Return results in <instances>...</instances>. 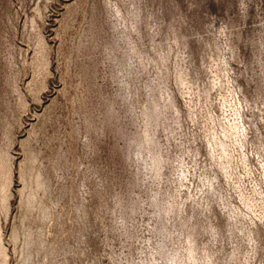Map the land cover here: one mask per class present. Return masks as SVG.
<instances>
[{
	"label": "rangeland",
	"instance_id": "rangeland-1",
	"mask_svg": "<svg viewBox=\"0 0 264 264\" xmlns=\"http://www.w3.org/2000/svg\"><path fill=\"white\" fill-rule=\"evenodd\" d=\"M0 264H264V0H0Z\"/></svg>",
	"mask_w": 264,
	"mask_h": 264
}]
</instances>
